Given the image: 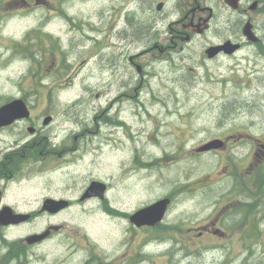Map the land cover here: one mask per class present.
I'll return each instance as SVG.
<instances>
[{
    "label": "rangeland",
    "instance_id": "obj_1",
    "mask_svg": "<svg viewBox=\"0 0 264 264\" xmlns=\"http://www.w3.org/2000/svg\"><path fill=\"white\" fill-rule=\"evenodd\" d=\"M51 1L59 4L58 0ZM67 4L71 9L69 24L65 20L59 22L55 13H50L48 21L38 26L43 17L38 13L42 10L35 13L38 14L37 20L30 19L28 25L19 22V17H15L7 27L0 24V106L26 98L33 106L36 119L42 118L36 122L38 128H43L47 116L56 117L51 128L44 131V137H58L55 140L57 146L62 144L61 138L68 137L72 132L88 138L102 137L103 140L88 141V148L102 147L105 154L99 152L96 156H88L81 164L71 169L67 167L65 172L54 171L53 178L43 174V169L51 171L55 164L48 160L35 166L26 156L8 187L7 200L17 203V212H36L42 208L43 197L61 192L68 194L73 180L85 179L88 182L93 178L104 179L110 185V200H118L119 211H139L172 190H178L179 186H187L190 191L194 184L205 179L200 170L208 171L205 168L206 160L195 157L192 152L199 146L200 140L211 136L212 125L217 123L220 116L224 117L223 122L243 125L252 134L264 133V46L253 54L247 51L237 59L214 65L211 70L209 68L206 77L204 69L198 71L197 77L184 71L181 81L174 80L171 74L179 69V65L172 59L165 61L164 70L159 71L165 72V77L147 82L156 96H152V93L150 104L141 107L143 112H139V107L134 113L131 110L132 104L137 107L135 100L125 103L127 97H124L123 102L113 103L118 81L125 72L129 73V64L116 59L121 56L120 52L125 51L120 49L123 38L115 34L119 36L116 39L119 44L111 45L108 43L110 34L106 32L97 35L99 40L88 41L89 37L96 38V34L89 31V21L98 26L99 20H104L107 13H101V8H109L111 1L67 0ZM23 14L24 11H19L13 17ZM257 18L261 22V37L264 39V17ZM32 25L39 29L45 27L51 32L55 30L63 44L57 39H38L34 42L36 45L28 44L25 48L29 41L20 40ZM250 61L252 63L249 65ZM159 66L148 70L156 72ZM254 66L261 68L262 73L254 72ZM131 76H137L135 71L131 72ZM162 87L165 90L159 94L157 89ZM257 94L263 101L261 108H232L234 104L245 105L250 98L253 101ZM159 99L161 104L157 103ZM118 105L127 106L126 111L118 113ZM225 105L229 108L222 113L221 108ZM101 115L96 120L95 117ZM121 118L127 120L126 126L118 123ZM22 136L32 137L23 125L0 133V150ZM111 150L113 154L109 153ZM60 177L64 180H60ZM186 199L185 204L180 202L171 208L169 221H176L179 217L192 219L195 207L191 203L190 193H187ZM85 210L87 214L83 206L72 207L61 215L57 225L65 224L66 230L82 248H95L87 235L92 242H98L101 237L107 241L110 235L116 234L121 236L120 248L125 233L128 237L130 235L128 223L117 221V231L113 224L103 228L107 218L105 207L98 210L95 203H90L85 205ZM50 221L48 216H44L35 225L25 224L27 226L9 230L5 234L6 239L1 238L2 249L11 250L13 256L12 259L4 258L3 264H25L26 256L22 251L18 256L14 249L18 244H13L44 231ZM94 221H101L102 224ZM137 237L140 236H136V241ZM67 246L66 241L45 244L35 254L31 253L34 264H69L73 252H69ZM175 262L184 264L181 256Z\"/></svg>",
    "mask_w": 264,
    "mask_h": 264
},
{
    "label": "flooded vegetation",
    "instance_id": "obj_2",
    "mask_svg": "<svg viewBox=\"0 0 264 264\" xmlns=\"http://www.w3.org/2000/svg\"><path fill=\"white\" fill-rule=\"evenodd\" d=\"M106 1H111V4L109 8L106 6L100 10L101 13L107 12L104 14V20H99L98 26L89 21L91 23L89 31L96 34V38L89 37L88 41L99 40L97 35L106 32L110 34L108 43L111 45L119 44L116 42L119 36L115 34L123 38L120 49L125 51L120 52L121 56L116 59L129 64L127 69L129 73L125 72L126 68L123 66L125 75L121 77L120 82L118 81L113 103L123 102L124 97H127L125 103L135 100L137 107L132 104L131 110L134 113L139 107V112H143L141 107L150 104L149 97L152 93L154 94L152 96H156L151 84L147 82L157 77H165V72H159L164 70L165 61L172 59L179 65V69L171 74L174 80L181 81L183 78L181 73L184 71L197 77L198 71L204 69L206 77L209 75V68L211 70L214 65L237 59L247 51L253 54L264 46L261 22L257 20V17H264V0ZM58 3L51 0H0V24L7 27L15 17H19V22H23L25 26L30 19L37 20L40 14L43 17L40 18L42 21L38 26H42L48 21L50 13H55L59 22L65 20V23L69 24L70 5L67 4V0H58ZM39 10L42 11L35 14ZM19 11H24L23 16L13 17V14ZM246 26L251 28L259 41L252 43L247 40L244 33ZM44 28L39 29L32 25L23 33L20 41H29L25 48L28 44L36 45L34 42L38 39L60 41L55 30L51 32ZM101 40L103 38L100 42ZM60 42L63 44V41ZM230 42L232 47H235L234 52L222 48L209 53L210 49L222 47ZM250 63L252 61L249 65ZM156 65H160L156 72L148 70ZM119 68L120 66L115 67V70ZM252 69L256 73H262V69L257 66ZM132 71H135L136 77H130ZM163 90L165 89L162 87L157 89V92L162 94ZM24 99L30 116L0 129V133H3L23 125L27 131H33L31 138L19 137L0 150V210L4 207L15 210L18 207L17 203L7 200L10 181H13L20 171L21 163L17 161L18 157L29 156L35 166L50 160L55 165L51 171L43 169V174L53 178L54 171L65 172L67 167L71 169L81 164L88 156H96L99 152L105 154L102 147L88 148V141L103 140L102 137L88 138L83 134L72 136L76 134L75 132L61 138L63 142L57 146L55 140L59 139L58 137L51 138L53 142L49 137L43 136L44 131L55 123L56 117L51 116L53 118L51 125L38 128L36 122L42 118L36 119L33 106L26 98ZM250 100H247L245 105L234 104L232 108L239 110L251 106L262 107L260 94H257L253 101ZM157 103L161 104V100L159 99ZM122 105H118L116 109L120 114L121 111H126L125 108L130 104L124 107ZM153 105L155 106V103ZM227 108L229 106H223L221 112H227ZM101 117L102 115L95 118L98 120ZM120 121L122 125L128 123L124 119ZM223 121L224 117L220 116L217 123L212 125L211 136L200 140L201 143L192 152L195 157L206 160L205 168L208 171L200 170L205 179L194 184L190 191L187 186H179L178 190H172L161 198L171 199L168 209L170 212L174 205L180 202L185 204L188 200L186 195L190 193L191 203L195 207L192 219L179 217L176 221H169L166 215L162 222L139 227L132 221V217L138 211H119L118 200L114 202L110 200L111 187L104 179L93 178L88 182L85 179L73 180L67 190L68 194L61 192L43 197V201L53 199L68 202L66 210L55 214H39L35 211L31 213L27 225H35L39 218L48 216L51 221L47 231L50 230V233L46 240L34 246H29L23 239L15 242L13 246L18 244L14 247L18 256L22 251L26 256L25 264H34L31 253L35 254L45 244L66 241L69 246L66 248L73 252L69 264H175L178 256L182 257L184 264H264V133L255 135L243 125H231ZM104 138L109 140L107 137ZM213 142H218L219 145L205 152L199 151ZM109 153L113 154V151ZM60 180L64 178L60 177ZM205 181L207 183H204ZM94 182L105 184L103 197L97 195L86 197ZM132 201L134 197L130 206ZM90 203H95L98 210L105 207L107 218L102 225L103 228L113 224L117 231V221L128 223L130 235L128 237L125 233L120 248L121 236L117 234L110 235L107 241L101 237L98 242H92L87 235L95 248H82L76 242V238L66 230L65 224L57 225L61 215L74 206H83L84 213L87 214L85 205ZM94 222L102 224L101 221ZM27 225L9 227L0 225V264H3L4 258L12 259L13 256L11 250L2 249L1 238L6 239L5 234L12 228ZM136 236H140L137 237V241ZM87 243L90 245L88 241Z\"/></svg>",
    "mask_w": 264,
    "mask_h": 264
},
{
    "label": "water",
    "instance_id": "obj_3",
    "mask_svg": "<svg viewBox=\"0 0 264 264\" xmlns=\"http://www.w3.org/2000/svg\"><path fill=\"white\" fill-rule=\"evenodd\" d=\"M244 33L250 42L256 43L257 41H259V39L251 31V28L249 26H246ZM222 48L230 52L235 51V47H232V43L230 42L222 47L210 49L209 53L211 54L213 51H217ZM29 116H30V111L27 107L26 102L22 99L13 100L0 108V129L3 127H8L13 123H15L16 121L25 119ZM52 120L53 119L51 117L45 118L43 125L44 126L50 125ZM30 132L33 133L32 130H30ZM218 145H219L218 142H213L206 145L202 150H209L213 146L217 147ZM105 190L106 188L104 183L94 182L91 185L90 189L88 190L86 197H94L96 195L103 197ZM169 204H170V200L164 199L151 206L143 208L132 217V221L139 227L145 225H149V226L155 225L156 223L161 222L163 220ZM67 207H68V202L64 200L56 201L53 199H47L43 203V206L39 211V213L48 212L50 214H55L65 210ZM30 218H31V214H15L13 209L10 207H4L2 210H0L1 226L21 224L23 222L29 221ZM49 233L50 230L43 232L41 234L40 233L33 234L26 239V242L28 245H35L41 243L48 238Z\"/></svg>",
    "mask_w": 264,
    "mask_h": 264
},
{
    "label": "bare ground",
    "instance_id": "obj_4",
    "mask_svg": "<svg viewBox=\"0 0 264 264\" xmlns=\"http://www.w3.org/2000/svg\"><path fill=\"white\" fill-rule=\"evenodd\" d=\"M118 122H120V124H121V121H118ZM122 125V124H121ZM127 124H123L122 126H126ZM51 135V134H50ZM25 157H18V159H17V161H19V162H22V160L24 159ZM150 174V173H149Z\"/></svg>",
    "mask_w": 264,
    "mask_h": 264
}]
</instances>
